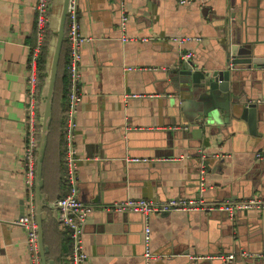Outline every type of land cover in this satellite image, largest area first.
Masks as SVG:
<instances>
[{
  "label": "crops",
  "instance_id": "crops-1",
  "mask_svg": "<svg viewBox=\"0 0 264 264\" xmlns=\"http://www.w3.org/2000/svg\"><path fill=\"white\" fill-rule=\"evenodd\" d=\"M48 1L46 74L63 8V0ZM36 2L0 0V264H33L26 229L13 221L26 210L22 151ZM76 3L80 33L90 38L81 46V100L72 142L79 158L77 196L92 205L82 234L85 264H144L141 213L114 207L128 198L163 202L197 199L201 192L207 204L264 199V160L256 158L264 152V70L240 66L241 85L258 104L253 133L246 120L235 118L211 137L206 128L181 121L169 81V69L182 60V52L191 51L199 67L217 69L223 67L226 37L260 49L264 0ZM121 14L127 17L124 30ZM123 35L133 39L122 40ZM179 37L187 40H173ZM64 103L56 96V113ZM47 143L40 191L43 242L46 258L64 264L67 240L54 205L63 191L64 164L55 132ZM126 152L153 160L123 164ZM148 223L158 255L151 264H264V209L233 216L216 209L153 213ZM231 253L230 260L221 257Z\"/></svg>",
  "mask_w": 264,
  "mask_h": 264
},
{
  "label": "built area",
  "instance_id": "built-area-1",
  "mask_svg": "<svg viewBox=\"0 0 264 264\" xmlns=\"http://www.w3.org/2000/svg\"><path fill=\"white\" fill-rule=\"evenodd\" d=\"M179 4H187L194 0H175ZM34 28L36 38L33 44H30L28 56V92L26 101V118H25V142L22 151V163L24 167V189L26 199V210L24 214L13 221V224L23 226L26 229V244L31 254L33 264H40L38 252V233L35 219V201H34V183H35V161L36 149L38 145L37 135L39 134L38 123V94H37V60L41 52V45L44 40V27L47 24L49 1L37 0L35 5ZM127 17L121 16L120 29H125ZM122 40H132L133 38L123 35ZM90 38L83 36L79 30L78 8L76 0H69L65 22V40L68 44L69 54L66 64L68 76V90L66 95V107L64 112V193L56 199V220L59 228L64 233L67 240L66 264H85L87 253L83 247V227L87 216L92 211V205L82 202L77 196L76 177L74 166L79 159L73 148L74 128L76 126L75 113L77 105L81 100L79 66L81 61V46L83 42ZM178 42H183L187 38H173ZM192 57V52H182L181 59L188 60ZM127 96H136L135 94ZM256 158L264 160V152L256 153ZM127 162H147L153 160L146 157H125ZM204 170H201V174ZM203 177H201L202 179ZM203 190V183L200 182V191ZM114 207L119 210H132L140 212L143 217L142 228V246L143 262L151 264V260L158 256L151 248V230L148 219L153 213H163L170 211H188V210H220L233 216L235 212L246 209H264V199L254 197L243 200L224 201L216 204H207L201 198H171L163 202L154 201L145 198H128L124 202L115 203ZM242 255H248L241 252ZM234 255L228 254L221 256L224 259H232Z\"/></svg>",
  "mask_w": 264,
  "mask_h": 264
},
{
  "label": "water",
  "instance_id": "water-1",
  "mask_svg": "<svg viewBox=\"0 0 264 264\" xmlns=\"http://www.w3.org/2000/svg\"><path fill=\"white\" fill-rule=\"evenodd\" d=\"M68 2L69 0H63L54 48L50 54L49 69L47 74L45 71V81L39 89V140L35 161L34 201L40 264H56L53 259L46 258L48 247L43 242L41 222L43 204L40 191L43 186L42 165L49 125L52 119V102L58 62L62 43L65 39ZM230 16L234 17V13L230 12ZM223 18L225 19V24L230 25V23L228 24V17L225 15ZM230 26L232 27V25ZM226 35H228V31ZM222 48H224L225 52L222 68L199 67L190 58L178 61L174 67L169 69V81L173 87L172 93L176 96L174 101L175 112L181 121L193 123L202 129L206 128L209 131L208 137L216 136L224 131L226 126L222 124H229L233 118L246 120L250 131H252L251 133H253L257 126L258 104L257 100L250 101L246 89L241 85L240 66L264 70V44L260 49H257L255 46L249 47L246 44L232 42L226 37L222 41ZM126 156L137 157L130 152H126L121 156L123 164H126L124 159ZM54 205H56V201ZM245 264H250V262L246 261Z\"/></svg>",
  "mask_w": 264,
  "mask_h": 264
},
{
  "label": "trees",
  "instance_id": "trees-1",
  "mask_svg": "<svg viewBox=\"0 0 264 264\" xmlns=\"http://www.w3.org/2000/svg\"><path fill=\"white\" fill-rule=\"evenodd\" d=\"M33 39L31 43L33 44L36 38V31L35 28L33 29L32 33ZM49 36H50V31L48 29L47 24L44 27V40L41 45V52L39 54L38 60H37V94H39V89L42 84H44L45 81V71H46V54H47V48L49 45ZM68 54H69V48L66 40H63L61 51H60V57H59V62H58V70H57V76H56V82H55V87H54V93H53V102H52V119L49 125V134H48V140L50 136L55 132L58 135V147H59V153L61 160L64 164V159H63V147H64V131H63V126H64V112H65V107L66 104H61V109L60 113H56L54 109L55 105V100L56 96L60 95L64 101H66V95H67V90H68V76H67V70H66V64L68 62ZM59 114V116H58ZM37 139L39 140V134L37 135ZM48 144V143H47ZM45 155H44V162H45V157L48 152V145L45 150ZM45 164L43 163V166ZM63 174H64V169L61 174V184H64V179H63ZM61 188V186H60ZM62 190V189H61ZM64 193V190L62 191L61 195ZM66 242V241H65ZM67 246V242L65 247ZM66 262V261H65ZM64 262V264H66ZM59 261L57 262V264Z\"/></svg>",
  "mask_w": 264,
  "mask_h": 264
}]
</instances>
